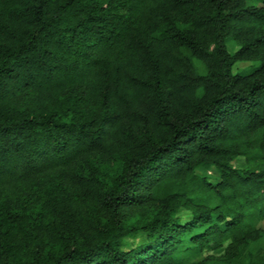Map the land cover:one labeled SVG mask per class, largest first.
<instances>
[{
	"label": "trees",
	"instance_id": "16d2710c",
	"mask_svg": "<svg viewBox=\"0 0 264 264\" xmlns=\"http://www.w3.org/2000/svg\"><path fill=\"white\" fill-rule=\"evenodd\" d=\"M0 264H264V0H0Z\"/></svg>",
	"mask_w": 264,
	"mask_h": 264
},
{
	"label": "rangeland",
	"instance_id": "374dc122",
	"mask_svg": "<svg viewBox=\"0 0 264 264\" xmlns=\"http://www.w3.org/2000/svg\"><path fill=\"white\" fill-rule=\"evenodd\" d=\"M229 46V51L233 54L235 53L236 51L239 50V48L234 44V43H229L228 44ZM255 63L252 62V61H249V62H242V63H238L235 68H234V72L235 73H239L241 71H245V70H248L250 69ZM236 166L238 167H243L244 166V161L242 159H239L238 161H236ZM201 174H204L210 178H213V177H217L218 176V172L216 170H214L213 168H210V169H207V170H204V171H200ZM213 180H216V179H212ZM222 254V250L220 251V249H217V250H214V251H211V250H208L204 255L202 256H198L196 258H193V259H190V263H198V262H203V260L208 257V256H212V255H215L217 257H219L220 255Z\"/></svg>",
	"mask_w": 264,
	"mask_h": 264
}]
</instances>
